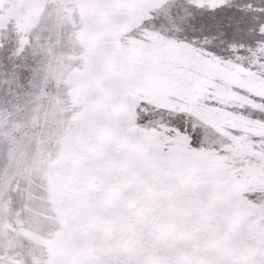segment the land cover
<instances>
[{
    "label": "snow or ice",
    "instance_id": "snow-or-ice-1",
    "mask_svg": "<svg viewBox=\"0 0 264 264\" xmlns=\"http://www.w3.org/2000/svg\"><path fill=\"white\" fill-rule=\"evenodd\" d=\"M0 264H264V0H0Z\"/></svg>",
    "mask_w": 264,
    "mask_h": 264
}]
</instances>
